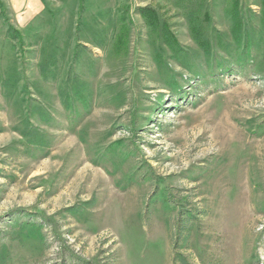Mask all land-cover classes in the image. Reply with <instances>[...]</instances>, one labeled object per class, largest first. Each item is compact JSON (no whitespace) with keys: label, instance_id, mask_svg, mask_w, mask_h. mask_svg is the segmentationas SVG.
Instances as JSON below:
<instances>
[{"label":"rangeland","instance_id":"374dc122","mask_svg":"<svg viewBox=\"0 0 264 264\" xmlns=\"http://www.w3.org/2000/svg\"><path fill=\"white\" fill-rule=\"evenodd\" d=\"M0 264H264V0H0Z\"/></svg>","mask_w":264,"mask_h":264},{"label":"trees","instance_id":"16d2710c","mask_svg":"<svg viewBox=\"0 0 264 264\" xmlns=\"http://www.w3.org/2000/svg\"><path fill=\"white\" fill-rule=\"evenodd\" d=\"M141 12H142L143 16H145L146 18H150L151 19L150 22H152L154 24L158 23L159 20L156 17L154 10L149 9V8H146V9L144 8V9L141 10Z\"/></svg>","mask_w":264,"mask_h":264},{"label":"crops","instance_id":"0c3cea01","mask_svg":"<svg viewBox=\"0 0 264 264\" xmlns=\"http://www.w3.org/2000/svg\"><path fill=\"white\" fill-rule=\"evenodd\" d=\"M23 2H24V0H23Z\"/></svg>","mask_w":264,"mask_h":264}]
</instances>
